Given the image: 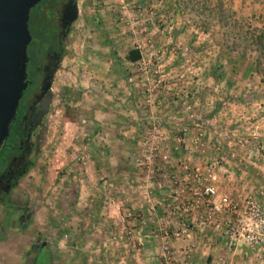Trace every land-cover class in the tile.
<instances>
[{
	"label": "rangeland",
	"instance_id": "1",
	"mask_svg": "<svg viewBox=\"0 0 264 264\" xmlns=\"http://www.w3.org/2000/svg\"><path fill=\"white\" fill-rule=\"evenodd\" d=\"M76 2L79 15L64 40L46 130L19 187L0 199V264H32L43 243L51 264H153L147 256L157 264H228L222 258L195 263V247L182 254L176 240L165 253L154 233L157 245L148 248L137 237L142 228L158 226L172 200L168 187H160L163 155L185 161L190 170L216 163L217 178L230 165L244 167L253 159L249 169L258 179L245 195L233 197L255 196L262 203L264 168L255 165L264 167V83L253 65L251 40L244 37L262 27L264 0ZM219 3L229 19L216 9ZM130 49L140 50V61L126 58ZM120 72L121 90L132 89L139 106L138 112L120 114L133 172L114 193L113 166L103 159L105 151L114 156V118L126 103L104 82ZM105 110L107 116H100ZM88 171L97 190L90 195L89 203L97 206L93 213H86L88 203L78 190ZM113 205L111 222H100V211ZM256 250L250 264H264Z\"/></svg>",
	"mask_w": 264,
	"mask_h": 264
},
{
	"label": "built area",
	"instance_id": "2",
	"mask_svg": "<svg viewBox=\"0 0 264 264\" xmlns=\"http://www.w3.org/2000/svg\"><path fill=\"white\" fill-rule=\"evenodd\" d=\"M216 168V163H210L204 170H190L181 159L172 162L168 155L161 157L158 171L164 185L160 187H168L172 200L153 231L155 237L164 241V251L169 254V242L188 236L195 228L215 224L223 229L228 246L244 242L264 257V205L255 196L237 199L222 193Z\"/></svg>",
	"mask_w": 264,
	"mask_h": 264
},
{
	"label": "crops",
	"instance_id": "3",
	"mask_svg": "<svg viewBox=\"0 0 264 264\" xmlns=\"http://www.w3.org/2000/svg\"><path fill=\"white\" fill-rule=\"evenodd\" d=\"M128 52H126L125 54L126 58H127ZM121 69H124L123 66ZM105 70H107V66L105 67ZM104 75L105 77L107 76L106 71ZM107 78L105 79L106 81L104 82V84L106 86H111V92H112V87L114 88L113 92H121V94L124 95L122 96L123 98L121 99L122 101L126 103V105H123L125 108L123 113L119 111V114L117 113L116 117L114 118V120H117L119 124L118 130L116 131V136H115L116 141H117V146L113 148L114 156H111V154H109L108 151H105L104 155L105 157L108 156V158L103 159L105 160V162H108L110 163V165L113 166L112 169L114 173L112 174L111 179H114V181L110 184V186H111V192L115 193V192H119V190L123 187L122 183L124 181V178L130 175L127 172H131L133 170L132 167H130L131 163H129V159H126L127 155L125 154V151H124L126 148L124 147L125 142L123 140L125 138L120 136V134H123V130L125 129V125L122 124L124 123L122 120L123 116L120 114H124L128 110L131 112L133 111L138 112L139 105H137L138 98L134 95L132 89L130 90V93H126L124 90H121V87L124 86V81H125V77L121 75V72L113 73L112 76L107 77ZM108 90H110V87H108ZM111 92L107 91V98L109 97V94ZM126 106H128V108L130 109H126ZM101 114L99 115L106 117L107 116L106 110L105 112H101ZM108 116H111V114L109 113ZM110 146L112 145H107L106 147L108 148H106V150H108ZM250 159L252 158L249 156L248 160ZM252 161L254 160L252 159L251 161H248L249 164H251L250 162ZM249 164H245L244 167L241 166L239 168L233 167V165L232 166L230 165L229 167L226 168V173H224V175L222 174L223 175L222 177H220L221 174H219L216 182L219 186L220 191L222 193H227V194H230L231 196H237V197L239 196L242 197V195H245L244 192H246L249 189L248 185L251 183V181L258 179L256 177V174L254 175V173L249 169V167H251V165ZM255 166L264 168L260 164H256ZM87 173H88L87 178L89 179L88 180L86 179V181H83L84 179L81 180L78 190H79V193L81 194L82 200L88 203V207H87L88 210L86 213H93L95 211V208H97V206L95 204L89 203V201L92 200L90 195L92 196V194H94L95 191L97 190H95L96 185L94 183L95 181L94 175H92L89 171ZM22 177L23 176H21V179ZM19 184L20 183L18 182V184L14 186L13 190L17 189L19 187ZM104 188H105L104 186L99 184V191L101 192V194H104ZM262 198H261L262 203L264 204V197ZM111 211L112 212L114 211L116 213V210L114 209V205L112 207L109 206L107 208L106 207L103 208L100 211L101 212L100 217H98L99 221L101 220L100 222H106V223L111 222L112 220ZM97 230H98L97 236L99 240L103 241L104 240L103 233H105L104 229L99 227ZM135 230L139 232V229H135ZM153 231L152 229L148 227L147 229H143V228L141 229L142 234L138 233L140 236L137 238L140 241H145L144 245L147 248L151 244L153 246L156 244L154 242L155 241L154 237L150 235L151 233L153 235ZM223 233H224L223 229L218 228L215 224L206 225L203 228H200L199 230H197V232L195 233L191 232L188 236L176 240L177 243L175 245H176V248L182 254L186 250L192 249L195 247V253L192 254V260L195 263H205V262L211 263V262H215L218 258H222L228 264H250L251 262L256 261V258L254 257V255H255V251L257 250L255 247L249 244H246L244 242H240L237 244L235 248L231 249V247L227 245L226 239ZM73 234L74 233H72V238H74ZM72 241H74V239H72ZM21 244L23 245V241H21ZM27 245H29V243H27ZM22 255H23V252H21V256ZM147 257H148V261L150 260L149 262L153 264H157L155 263L154 256H151V257L147 256ZM135 258H137L138 261H141V258L139 257H135ZM21 260H22V257H21Z\"/></svg>",
	"mask_w": 264,
	"mask_h": 264
},
{
	"label": "flooded vegetation",
	"instance_id": "4",
	"mask_svg": "<svg viewBox=\"0 0 264 264\" xmlns=\"http://www.w3.org/2000/svg\"><path fill=\"white\" fill-rule=\"evenodd\" d=\"M68 3L69 0H50L41 5V17H37L34 23L30 18L29 27L32 25L33 28L41 29V19L46 17L45 22H50V30L55 33V41L38 48L32 55L28 53V86L20 99L16 119L0 153V199L18 184L21 173L28 167L29 157L38 150L39 139L46 130V119L54 101V78L60 69L64 40L72 25H65L64 20ZM45 247L43 243L32 264H38L40 253L47 251Z\"/></svg>",
	"mask_w": 264,
	"mask_h": 264
},
{
	"label": "water",
	"instance_id": "5",
	"mask_svg": "<svg viewBox=\"0 0 264 264\" xmlns=\"http://www.w3.org/2000/svg\"><path fill=\"white\" fill-rule=\"evenodd\" d=\"M43 0H0V153L16 119L20 99L28 86V47L31 10ZM79 15L75 0H69L65 25Z\"/></svg>",
	"mask_w": 264,
	"mask_h": 264
},
{
	"label": "trees",
	"instance_id": "6",
	"mask_svg": "<svg viewBox=\"0 0 264 264\" xmlns=\"http://www.w3.org/2000/svg\"><path fill=\"white\" fill-rule=\"evenodd\" d=\"M50 0H43L41 1L38 5H36L32 10H31V14H30V18L32 19V23H34L35 19H37V17H41L42 12L40 10L41 5L45 4L46 2H48ZM57 0H54V2H56ZM176 2H178L179 0H175ZM220 7V9L223 11V13L225 14V16L228 18L227 15V10L223 9V5L222 3H219L216 6ZM229 11V10H228ZM43 19H41L42 22V28L38 29V28H33L32 25H30V32L32 37L34 36L33 41L30 44L28 53L30 55L36 53L38 48H43V46H45V44H50L52 42L55 41V33L53 31L50 30V22H45L46 17H42ZM235 23H238V20L233 19ZM253 33H251V37L249 36H245L244 39L245 41L247 40H251V45L253 48V52H256V57L254 58V68L256 70L257 73H259L261 75V81L264 83V22L262 27L258 28L255 27L252 29ZM238 37H240L241 35L238 34L236 35ZM247 39V40H246ZM241 55L247 57V53L244 51L241 53ZM142 58V54L140 52L139 49H131L129 50L128 54H127V59L134 63V62H138L139 60H141ZM252 68V67H251ZM219 76V75H218ZM29 170V167H27L22 173L21 176H24L26 174V172ZM38 264H51V257H50V253L49 251H45L43 250L40 253V257L38 259Z\"/></svg>",
	"mask_w": 264,
	"mask_h": 264
}]
</instances>
